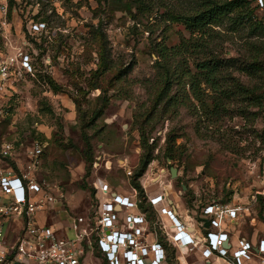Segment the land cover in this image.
I'll return each mask as SVG.
<instances>
[{
	"label": "rangeland",
	"instance_id": "obj_1",
	"mask_svg": "<svg viewBox=\"0 0 264 264\" xmlns=\"http://www.w3.org/2000/svg\"><path fill=\"white\" fill-rule=\"evenodd\" d=\"M145 1L156 5L154 12L144 6L119 11L116 0H40L35 16L28 8L11 12L6 43L9 49L24 47L31 69H22L17 57V71L0 85V141L10 146L0 154V171L26 175L58 198L60 216L48 214L49 224L92 219L94 182L103 179L114 189L133 191L131 179L143 154L139 127H155L149 139L155 160L140 179L146 200L144 183L166 191L189 224H198L195 219L211 202L234 204L246 209L237 230L250 239L263 238L264 114L248 120L227 116L217 123L207 120L201 108L195 115L181 109L177 119L145 122L156 94L146 84L156 75L155 43L175 46L190 37L180 24L162 22L157 0ZM30 19L46 23V30L31 35ZM241 46L229 41L228 56L244 55ZM103 47L105 63L99 56ZM104 104L103 115L95 118ZM88 143L91 165L86 163ZM99 158L112 161V169L96 170ZM171 169L178 171L176 178ZM144 213L152 226L163 223L154 208ZM161 236L168 264H177L174 247ZM86 264L104 263L93 256Z\"/></svg>",
	"mask_w": 264,
	"mask_h": 264
},
{
	"label": "built area",
	"instance_id": "obj_2",
	"mask_svg": "<svg viewBox=\"0 0 264 264\" xmlns=\"http://www.w3.org/2000/svg\"><path fill=\"white\" fill-rule=\"evenodd\" d=\"M40 0H0V85L21 68L31 69V58L24 47H8L11 12L28 8L35 16ZM264 16V0H251ZM47 24L30 19L28 32L43 33ZM12 53V54H11ZM13 55V57L11 55ZM10 146L0 141V154ZM38 150V154H41ZM97 159L94 168H109ZM97 203L94 217L69 218L60 234L53 224L42 223L43 217L60 216L57 197L42 185L13 169L0 171V264H86L88 257H97L104 264H167L168 250L159 241L164 234L177 251L179 264H264V237L250 239L238 231L246 209L234 204L211 202L203 207L189 228L171 206L163 191L148 199L158 215L169 222L152 226L139 208L137 191L132 195L115 193L103 179L94 182ZM59 210H58V209ZM19 219L14 240L8 241L5 224ZM204 220L210 222L205 228ZM17 222V221H16Z\"/></svg>",
	"mask_w": 264,
	"mask_h": 264
},
{
	"label": "trees",
	"instance_id": "obj_3",
	"mask_svg": "<svg viewBox=\"0 0 264 264\" xmlns=\"http://www.w3.org/2000/svg\"><path fill=\"white\" fill-rule=\"evenodd\" d=\"M116 2L119 4V11L132 12L134 6H144L149 12H154L155 9V4L148 5L145 0ZM156 2L159 4L157 6L162 22L180 24L190 37L175 46H169L165 42L155 43L156 75L153 81H147L146 84L156 91V94L145 122L150 124L168 118L177 119L181 115V109L195 115L199 108L203 110L207 120L212 122L214 119L217 123L227 116L231 119L242 117L245 120H248L249 115L255 119L259 115L263 116L264 16L257 17L256 11L259 9L255 3L251 0ZM229 41L241 43L244 55L229 57L226 47ZM99 56L105 63L107 58L104 47ZM92 89L102 90V87L93 85ZM105 106L106 104L95 111V118L103 115ZM254 108L258 109L256 113L251 112ZM154 130L155 127L150 131L146 127H139L143 154L131 179V186L139 195V208L144 212L153 210L146 200L140 179L155 160V147L149 144L150 135ZM88 150L86 163L91 165L94 154L90 143ZM170 158L172 161L176 160L174 156ZM162 238L164 237L159 234L161 243ZM174 252L177 258L175 248ZM96 256L100 257L98 253ZM168 261L169 252L167 264Z\"/></svg>",
	"mask_w": 264,
	"mask_h": 264
},
{
	"label": "crops",
	"instance_id": "obj_4",
	"mask_svg": "<svg viewBox=\"0 0 264 264\" xmlns=\"http://www.w3.org/2000/svg\"><path fill=\"white\" fill-rule=\"evenodd\" d=\"M102 161V160H101ZM104 161H102V163H103ZM105 162H107V166H109V168H107V170H111L112 169V167H113V162L112 161H105ZM101 167H104V164H102V166ZM121 167L122 168H125L124 167V165L122 166L121 165ZM106 169V168H105ZM126 172H128V171H126ZM129 175H131V173L129 174ZM144 187H145V190H146V192H147V195H150L149 197L150 198H154V197H156L157 195H161L162 194V192H163V190L161 191V190H157V189H154L153 187H151V186H149L148 185V183H144ZM111 188H112V190L115 192V193H117V194H120V195H132V194H134V191H136L135 189L133 190V191H130V190H126V189H114L112 186H111ZM133 189V188H132ZM169 203H171V206L173 207V209L175 210V211H177L178 212V214H179V216L183 219L184 218V213L182 212V210H181V207L180 206H178V205H176L175 203H173V201H170ZM59 208V207H58ZM57 208V209H58ZM59 209H61V208H59ZM58 209V210H59ZM183 214V215H182ZM162 219L163 220H165L166 222H169L168 220H167V218L164 216V217H162ZM17 221V222H16ZM48 221H49V219H48V217L47 216H45V217H43L42 218V220H41V222L42 223H48ZM8 224H9V226H8V228H7V231H5L6 232V234H7V239H8V241H13L14 240V238L16 237V235H17V232H18V228L20 227V225H19V227L17 226L18 224L17 223H20V221H19V219H15V221H10V222H7ZM6 223V224H7ZM49 224V223H48ZM187 224H189L188 222H187ZM58 225H61V226H58ZM193 225L194 224H191V227H193ZM53 226L56 228V229H58L59 230V228L61 229L62 228V232H63V234L65 233L63 230H65L66 228V226H64V225H62V224H59L58 222H57V224H53ZM63 226V227H62ZM13 235V236H12Z\"/></svg>",
	"mask_w": 264,
	"mask_h": 264
},
{
	"label": "water",
	"instance_id": "obj_5",
	"mask_svg": "<svg viewBox=\"0 0 264 264\" xmlns=\"http://www.w3.org/2000/svg\"><path fill=\"white\" fill-rule=\"evenodd\" d=\"M171 175L173 178H176L178 175V171L176 169H171ZM187 188L184 187V190H186ZM205 222V228H209L210 226V222L208 220H204ZM188 227L191 228V224H188Z\"/></svg>",
	"mask_w": 264,
	"mask_h": 264
}]
</instances>
